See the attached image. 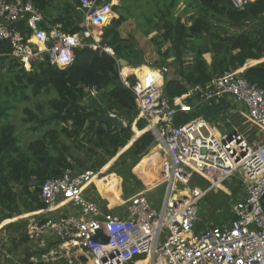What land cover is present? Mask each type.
Here are the masks:
<instances>
[{"label": "built area", "instance_id": "built-area-1", "mask_svg": "<svg viewBox=\"0 0 264 264\" xmlns=\"http://www.w3.org/2000/svg\"><path fill=\"white\" fill-rule=\"evenodd\" d=\"M254 1L229 3L244 11ZM118 5L114 0H79L75 8L82 16L83 31L66 35L58 26L50 32L40 28L42 12L30 0H0V41L25 71L40 63L65 69L74 61V51L83 47L110 55L120 83L133 96L135 122H144L141 135L150 133L158 153L167 160L159 211L148 198L153 187L121 200L117 185L119 202L111 206L93 181L109 176L101 172L66 169L58 178L43 182L38 193L41 208L19 220L24 221L23 235L29 242L37 244L51 234L60 252H47L37 264H264V89L250 85L238 70L170 100L163 91L166 67H148L151 71L140 77L133 72L136 68L129 67L131 72L123 75L118 58L102 45V35L94 34L114 19L113 8ZM85 39L90 44L85 45ZM225 96L244 106L242 116L250 126L252 142L238 130L220 134L199 117L174 124L177 114H193L198 105L211 107ZM89 97L97 99L98 92L86 90L82 101ZM186 97L197 104L188 106ZM107 114L117 118L113 110ZM195 175L206 182L205 188L195 183L188 187ZM234 181L241 188L229 208L232 219L227 225L196 231L204 198ZM95 192L100 198L94 197ZM62 206L75 213L52 217ZM98 233L108 239L107 244L92 241Z\"/></svg>", "mask_w": 264, "mask_h": 264}, {"label": "trees", "instance_id": "trees-1", "mask_svg": "<svg viewBox=\"0 0 264 264\" xmlns=\"http://www.w3.org/2000/svg\"><path fill=\"white\" fill-rule=\"evenodd\" d=\"M30 1L42 12L43 22L39 27L47 32L57 26L66 35L83 31L82 16L75 8L79 0ZM150 1L158 19L151 30L158 35L151 41L162 59L161 67L171 70V75L164 77L163 87L170 100L185 96L189 88L205 87L223 73L238 71L245 64L251 67L241 76L250 85L264 89V61L255 62L264 59V0H255L244 11L233 9L229 0H189V6L197 12L189 20V26L173 17L175 0L165 8L160 0ZM119 8H113L119 17L102 28V45L129 64L140 63L141 54L133 39L120 35L119 27L125 18ZM90 42L84 40L85 45ZM163 46L167 48L164 53ZM205 56H210L209 62ZM0 61V223L40 209V185L58 178L66 169L110 174L98 179L99 193L107 199L120 195L117 177L123 181L124 196H132L142 188L131 170L149 184L162 176L160 181L165 180L167 160L159 156V148H153L145 156L153 143L150 133L142 134L119 153L133 138L131 126L135 123L136 134H140L144 122H135L137 110L133 96L120 83L116 62L110 55L88 47L78 48L74 51V61L65 69L40 63L27 72L11 57L9 46L0 41ZM129 72L124 71L123 75ZM146 72L147 67L142 66L134 73L140 77ZM129 80L133 83L134 78ZM86 90L98 92L96 104L106 111H115L126 127L119 130L110 124L96 123L98 111L82 101ZM43 96L48 97L45 108L39 102ZM191 99L185 98L187 105ZM31 103L37 112L30 108ZM20 108L21 123L33 137L25 145L16 127V112ZM195 116L177 114L174 124L182 125ZM68 143L79 151L86 150L87 158H74ZM109 162H112L109 169H103ZM220 189L226 192L222 186ZM230 190L234 197L237 190ZM229 202L227 198L224 215L229 213Z\"/></svg>", "mask_w": 264, "mask_h": 264}, {"label": "rangeland", "instance_id": "rangeland-1", "mask_svg": "<svg viewBox=\"0 0 264 264\" xmlns=\"http://www.w3.org/2000/svg\"><path fill=\"white\" fill-rule=\"evenodd\" d=\"M115 1V0H114ZM118 6L120 7V12L124 15V21L119 27V32L121 37L123 38H132L135 42V45L137 46L140 54H141V61L139 64L146 67H152L153 69L161 67L162 59H159L157 49L154 46L153 42L151 41L153 38L157 37V33L152 30L153 25H155L158 22V19L155 18V7L152 5L151 1L147 4V0H134L136 3H133L132 0H117ZM176 5L173 9V17L175 19H179L181 23L185 24L186 26H189V20L192 19L194 16H196L197 12L194 8L189 6V0H175ZM170 2H173V0H160V4H165L164 8L166 7V4H169ZM119 15L113 10V18H118ZM152 19V21H151ZM147 21H150L149 24ZM248 25H246L247 27ZM227 27V26H226ZM231 31V29H230ZM146 32H149V34H145ZM94 34H100L102 35V30L98 29L95 31ZM167 50L166 46H163L161 49V52L164 53ZM190 58V55L187 57ZM260 61H264L263 59ZM167 62H171L170 59L167 60ZM1 64V61H0ZM167 75H171V70L169 68ZM48 97L43 96L39 98V102L44 105H46ZM197 104L195 99H191L190 105ZM30 108L33 109L35 112V106L34 103H31ZM189 106V105H188ZM202 107L198 105L196 108L197 117H201L204 120L206 119L204 116V110H201ZM22 108L18 109L16 112V127L17 132L20 134L21 139L23 140L22 145H25L28 143L29 140H31L33 137L29 131H27L26 126H23L21 123L20 117H22ZM15 121V119H13ZM238 124V131L245 137L249 138V140L252 142V138L249 131V125L247 124V121L245 119L237 120ZM226 121L223 120L221 122L222 126L219 124L217 125V128L219 132H224V124ZM233 128L232 123L227 125L226 132L231 131ZM131 131L133 133V138L138 137V134H136L137 129L133 128V125L131 126ZM132 138V139H133ZM68 146L70 148V153L74 158H79L82 160H85L87 158V152L85 151H79L77 150L74 145L68 143ZM125 149L121 150L119 153H122ZM151 150L148 151V153L145 155H149ZM159 154V153H158ZM161 158L163 157V154H159ZM165 159V158H164ZM113 162V161H112ZM112 162H109L106 166L103 167V169L106 167L109 169ZM143 164L140 167L135 168V170L141 169ZM102 169V170H103ZM108 174V172H107ZM131 174L133 175L134 179L142 186V188L137 192L139 193L144 188H152L150 189L148 193V198L150 201H152L154 204H157L156 206L153 205V207L159 211L161 200L164 197L166 184L162 183L166 181V176L164 181H160L161 178H164L162 176L158 180H156L154 183L149 184L146 181H142L139 179L131 170ZM110 175V174H109ZM119 179L118 185L119 189L122 193L121 200H126L129 196H124L123 193V181L121 178L117 177ZM96 180V178H95ZM193 183H195L198 187L205 188L206 182L203 181L198 176H193L191 179V182L188 184V187H192ZM225 190H216L212 191L210 195L207 196V198L200 204L199 211H200V220L196 226V231H202L206 229V227L212 225L216 226L219 222H226L229 219H232L231 214L224 215V213L227 212L225 205H226V199L229 198L230 202L228 204V207L237 201L239 198L238 190L241 188V184L239 181H234L232 183H225V185L222 186ZM126 188H129V186H126ZM178 188H183L182 186L178 185ZM230 188H235L237 190V193L234 197L231 196V190ZM32 190V189H31ZM107 206V205H106ZM105 208V206H103ZM108 207V206H107ZM67 211H71L75 213L73 209L68 207L66 209ZM28 213H23L22 215L15 216L11 219L4 220L0 223V246L2 250L8 251L10 248H12L15 244L12 240L17 235L16 232L22 230L21 228L24 225L23 220H19V218L22 216H26ZM18 218V219H17ZM18 220V221H17ZM13 223V226H9V224ZM21 228V229H20ZM11 250V249H10ZM16 256V255H15Z\"/></svg>", "mask_w": 264, "mask_h": 264}, {"label": "crops", "instance_id": "crops-1", "mask_svg": "<svg viewBox=\"0 0 264 264\" xmlns=\"http://www.w3.org/2000/svg\"><path fill=\"white\" fill-rule=\"evenodd\" d=\"M205 59L207 62H209L210 56H205ZM255 62L256 64H258L259 62H262V61H255ZM249 67L251 66L247 67L245 64L244 67L240 69L239 71L244 72V70ZM123 72L124 71L122 70V74ZM152 72L157 73L156 70H152ZM201 107H202L201 110H204L203 113L206 119L204 120L201 117L199 118L204 120L211 128H214V130L220 134L231 133V132H234L235 130H238L237 120L245 119L242 116L245 111L244 106L236 102L230 96L223 97L218 103L212 105L211 107H207V106H201ZM197 112L198 111H195L193 115L194 114L196 115ZM194 118H197V116H195ZM223 120L226 121L225 122L226 124H224V132H219L217 125L220 124L222 126L221 122ZM229 123L230 124L232 123L233 128L231 131L226 132L227 125ZM134 127L136 128V126ZM140 135H141V132L140 134H138V136L140 137ZM93 181L96 184L97 189H98L99 180L94 179ZM94 197L98 199L100 198V195L95 192ZM118 198L119 197L108 199L110 202V205L111 206L116 205L119 202ZM67 208H68L67 206H62V208L59 211L52 214V217L54 218L59 217L62 213L63 214L71 213V211L66 210ZM11 224H12L11 226L14 225L13 223ZM227 224H228V221L219 222L218 225L216 226H224ZM211 226L212 225L208 227H211ZM21 228H23V226ZM16 234L17 235L12 240V242L13 243L15 242V244L12 248H10L11 250L9 249L8 251L6 250L4 251L2 250L0 246V264H37L39 260L41 259V257L47 252H53V251L60 252L58 248L59 245L55 241V239L52 237L51 234H48L47 236L42 238L37 244L36 243L33 244L28 241V239L23 235V229L20 231H17Z\"/></svg>", "mask_w": 264, "mask_h": 264}, {"label": "water", "instance_id": "water-1", "mask_svg": "<svg viewBox=\"0 0 264 264\" xmlns=\"http://www.w3.org/2000/svg\"><path fill=\"white\" fill-rule=\"evenodd\" d=\"M117 63L119 65L120 68H140L142 67L141 64L137 63V64H129L126 60L122 59V58H118ZM86 106L88 107H92L94 109H96L98 111V116L96 117L95 121L98 124H110L113 128H117V129H123L126 127V124L124 122H122L121 120H118L117 118L111 117L107 114V111L100 107L99 105L96 104V99L89 97L86 102H85ZM84 105V104H82ZM138 137L133 138L129 144L126 146L125 150H127L137 139ZM156 143L153 141V143L150 146V149H153L155 147ZM124 150V151H125ZM123 151V152H124ZM199 212L197 214V216H199ZM92 241L94 242H99L101 244H107L108 243V239L106 237H104L101 233L96 234L93 238Z\"/></svg>", "mask_w": 264, "mask_h": 264}, {"label": "bare ground", "instance_id": "bare-ground-1", "mask_svg": "<svg viewBox=\"0 0 264 264\" xmlns=\"http://www.w3.org/2000/svg\"><path fill=\"white\" fill-rule=\"evenodd\" d=\"M114 3H117V0H116ZM95 35H98V34H95ZM140 68H141V67H140ZM137 69H139V68L134 69L133 72H135ZM128 70L131 71V70L128 69V68H124V69H123V71H128ZM150 71H151V70H149V69L147 68V72H150ZM147 72H146V73H147ZM158 78H159V80L161 81V78H160V77H158ZM138 264H143V263H138Z\"/></svg>", "mask_w": 264, "mask_h": 264}, {"label": "clouds", "instance_id": "clouds-1", "mask_svg": "<svg viewBox=\"0 0 264 264\" xmlns=\"http://www.w3.org/2000/svg\"><path fill=\"white\" fill-rule=\"evenodd\" d=\"M141 136V135H140Z\"/></svg>", "mask_w": 264, "mask_h": 264}]
</instances>
